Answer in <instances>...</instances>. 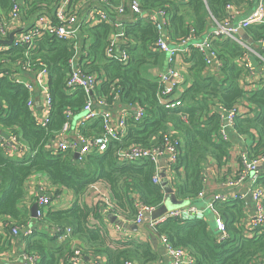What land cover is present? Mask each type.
<instances>
[{
    "label": "trees",
    "instance_id": "16d2710c",
    "mask_svg": "<svg viewBox=\"0 0 264 264\" xmlns=\"http://www.w3.org/2000/svg\"><path fill=\"white\" fill-rule=\"evenodd\" d=\"M22 3L21 20L30 21L38 13L53 12L56 0H19ZM130 0H108L103 5L113 21L124 23L120 48L129 60L121 64L109 58L106 51L110 37L118 30L107 23L90 24L84 19L88 11L100 7L99 0H73L74 7L81 4L80 54L82 69L96 75L102 82L95 91L99 101L113 108L119 100L123 105H139L145 116L136 121L127 120V135L120 141H110L107 151L88 155L82 162L75 160L72 151L53 152L52 146L65 125H75L89 101L82 89H68L71 73L70 61L76 54L73 42L44 36L27 52L25 47L9 46L0 51V132L14 136L24 147V155L18 157L0 145V255L10 248L13 229L19 233L37 222L36 230L28 236L26 254L38 256L36 264H71L75 248L81 250L83 264L100 259L104 264H154L159 250L149 241L130 239L124 242L111 240L100 227L93 225L94 219L119 218L125 224L135 223L138 212L137 200L145 206L160 208L167 200L161 183H155V165L148 160L120 162V149L134 145L151 149L162 143L165 134L171 133L181 139L177 163L171 167L174 180L171 187L181 203L197 205L199 195L205 190V169L210 161L223 168L231 157L232 148L239 144L248 151L249 157L264 154V77L255 81L259 88L248 90L249 78L257 75L247 68L245 57L250 56L256 72L264 62L249 52L242 44L231 38L213 42L221 67L213 72L207 67L204 55L192 44L190 51L182 56V73L191 84L179 96L180 105L169 107L168 98L162 94L163 87L158 76H149L151 68L162 69L164 53L156 50L158 33L155 26L139 15H131ZM248 0H142L143 12L165 11L168 30L180 43L194 31L202 39L214 20L223 22L229 18L228 5L242 8ZM125 7L120 17L118 9ZM13 0H0V19H9ZM111 17V18H112ZM246 33L254 47H248L264 57V51L256 45L264 39V24L251 25ZM2 45H0L1 47ZM164 56V57H163ZM32 64L34 71L46 65L49 74V93L52 99L50 119L45 126L39 125L27 104L30 92L25 82L33 80V73H25L23 66ZM167 63V61L165 60ZM20 78V79H19ZM177 90L175 91V93ZM236 106H247L253 110L249 116H237L230 130V142H224L219 131L223 111ZM72 118L68 119V114ZM77 124V122H76ZM84 136H104L105 129L100 120L79 128ZM250 140L246 144L239 139ZM218 179L224 182L236 178L239 171H219ZM168 174H170L168 172ZM44 175L51 189L46 193L56 202L63 194H72L71 205L59 209L54 205L42 211V218L31 214L33 201H29L28 185L37 176ZM43 176V177H44ZM105 186L112 208L96 202L90 208L85 197L95 184ZM258 184L264 189V169ZM35 197H33L34 199ZM36 200V199H35ZM30 202V203H29ZM51 202V204H53ZM244 202L218 203L216 211L227 224L229 238L220 241L214 226L207 220L186 222L168 219L159 224L158 237H166L175 248L187 251L192 264H260L264 263V232L249 238L246 235ZM104 214V216H102ZM46 227L45 229H43ZM53 228L71 229L64 241L52 233ZM81 242L76 246L75 241Z\"/></svg>",
    "mask_w": 264,
    "mask_h": 264
},
{
    "label": "built area",
    "instance_id": "2783aa9c",
    "mask_svg": "<svg viewBox=\"0 0 264 264\" xmlns=\"http://www.w3.org/2000/svg\"><path fill=\"white\" fill-rule=\"evenodd\" d=\"M101 2L100 7L92 9L87 12L84 19L87 23L92 25L99 23H109L114 26L118 32L114 33L110 37V45L106 51V54L109 58L117 61L121 64H126L129 60L128 53L120 48V41L123 37L124 23L122 20L113 21V17L110 16L107 10L103 5H106L108 0H99ZM142 0H130L128 3V9L131 15H139L148 21H150L156 28L158 33V40L156 42V50L166 55L167 61V71L162 73L158 77L159 84L163 87L162 94L165 96L170 95L168 100L165 101V104H168L169 107H175L180 105V101L173 99L175 91L186 84V78L182 73V68L179 63V60L182 56L190 51V47L187 46L192 44V47L198 49L203 55L207 67L211 68L213 72L218 71L221 67L220 62L218 61V55L213 42L220 40L221 38H231L238 43L246 47L249 52L257 56L264 62V57L254 50L248 48L243 39L239 38V29H245L251 25L264 24V1H261L257 8L250 13L245 19H243L239 25H233L232 20L233 16L229 15V12L234 9V6L228 5L226 11L229 18L223 22L213 21L215 25V30L205 39H199L195 36L194 31L192 35L187 39L183 40L180 43H177L175 39L171 36L167 26L168 19L165 11H155V12H143L141 9ZM253 2V0H248ZM73 0H56L54 4L53 12L50 14L38 13L34 17V21L31 26L26 27L20 33L14 35L13 43L10 46L16 48L25 47L27 52H30L35 47V42L41 39L44 36L55 37L60 40L73 42V45L76 49V54L70 61L71 73L67 81L68 89H82L88 96L89 101L87 102L81 118L78 119L77 125L78 128H83L86 125L100 120L103 123L105 129L104 136H84L81 135L80 131L77 132V138L75 142H70L64 135L70 131L71 125L68 122L63 131L60 133L56 142L49 146L53 152H62V151H72L73 155L78 154V159L76 161L82 162L88 155L91 154H102L107 151L110 141L120 142L126 135L128 124L127 120L130 116H134L136 121H140L145 116L144 108L139 105L136 106V111L134 113L123 112L118 115H113L109 110L108 106L103 102L99 101L95 96V91L98 89L101 84V80L94 74L85 72L82 69L81 63H79V47H80V19L78 18V11L82 8L83 5L79 4L74 7L72 4ZM22 3L19 0H13V7L9 14V19H0V39L7 41L9 35L12 31V26L21 20V11ZM118 14L120 17H123L125 14V7L122 6L118 9ZM112 17V18H111ZM259 44L262 45L264 51V39H262ZM8 45H2L0 51H5L8 49ZM78 55V56H77ZM247 62V68H253L250 56L245 57ZM81 62V60H80ZM40 68L37 71H34V67L30 62H27L23 66V71L25 73H33V80L26 82L25 85L30 92V100L27 104L28 108L32 112L36 122L45 126L51 115V106L52 99L49 93V74L46 65L40 63ZM259 88V85L253 83L250 86H247L248 90H255ZM90 93H93L94 100L92 99ZM127 106H134L127 105ZM223 111V120L221 123V128L219 131V136L224 142H230V130L233 129L235 118L237 116H249L253 114V110H250L247 106H236L230 111ZM72 118V114H68V119ZM244 136L239 137L243 139ZM0 145L6 147L12 155L21 157L24 155V147L20 145L14 136H5L0 133ZM181 145V139L175 137L173 134H165L162 138V143L158 147L147 149L139 145L130 146L127 148L120 149L118 151L117 157L120 162H137L142 160L151 161L156 167V175L154 177L155 183H161L162 177L161 172L162 168L160 163L162 160L166 162V180L171 186V182L174 180L171 173V167H173L179 157V147ZM240 158V169L238 170V176L236 178L231 177L230 179L224 181V185L232 189H237L243 184L250 185V190L248 195H222L216 194L213 199L208 203L205 209L199 210L192 207L191 202L182 203L177 207L170 209L164 216L152 220L151 216L157 210V208L145 206L139 200L136 201L135 207L137 209L138 215L135 221V225L141 226L144 224L145 220L149 219V227L152 231H156V228L159 224L166 222L168 219H180L186 222L193 221H203L207 220L205 216L206 209L210 210L214 214V227L217 232L219 240L226 241L229 238V233L227 232L226 221L220 214L216 211V204L218 203H233L237 200H243L247 197H250L254 203V213L249 215L245 213V224L246 235L249 238H253L256 235H259L261 232H264V189L258 184L259 179L262 175V169H264V154L258 155L256 157H249L248 151H241L239 154ZM168 172L170 174H168ZM236 172V171H234ZM99 195L95 199L96 202H101L105 204L109 209L111 206V199L108 191H105L101 195L102 190L100 186L94 185L91 187ZM38 196L36 204L39 207L37 212L38 219L42 218L45 214L42 210L47 206L52 205L51 197L46 193ZM206 197L205 190L200 193L199 199H204ZM53 203V202H52ZM118 219V218H117ZM122 220V219H120ZM2 228V229H1ZM121 226L115 225L117 231L121 230ZM2 232L5 231L4 224L0 225ZM35 230L31 227L24 230L27 236L33 234ZM52 233L59 236L60 241L68 239L71 235V229L67 228L66 230L61 228H53ZM19 234L18 229H13L10 235V238H14ZM11 238V239H12ZM161 241L164 243L167 253L171 258L170 264H192L193 259L187 251H184L181 248L172 247L167 238L162 236ZM7 254L5 252L0 255V259L6 258ZM38 256L34 254H26L25 252L21 256L22 264H36ZM83 255L81 250L75 248L74 255L70 260L71 264H83ZM88 264H104L102 260L93 259ZM126 264H132L128 262ZM264 264V263H260Z\"/></svg>",
    "mask_w": 264,
    "mask_h": 264
},
{
    "label": "crops",
    "instance_id": "0c3cea01",
    "mask_svg": "<svg viewBox=\"0 0 264 264\" xmlns=\"http://www.w3.org/2000/svg\"><path fill=\"white\" fill-rule=\"evenodd\" d=\"M261 1H264V0H253V2H251L249 5L242 7V8H235L234 7V9L229 12V15L234 17V19L232 20L233 25H236V26L239 25L243 19H245L250 13H252L257 8L258 4ZM1 19H4L3 16L1 17ZM34 20L35 19L33 17L30 21H23V20L18 21L17 23H15L12 26L11 33H14V34L20 33L26 27L31 26L32 22H35ZM214 28H215V25L213 22H211L209 31L204 34L202 39L207 38L215 30ZM239 38L241 39L240 36H239ZM244 42L248 47H251V48L254 47L253 44H249L246 41H244ZM256 46L258 48L260 47L263 50V47L261 44L258 43ZM166 58L167 57L165 56L163 68L162 69L151 68L148 72L149 76H155V77L158 76L159 77L160 74L165 73L167 71L168 66H167V63L165 62ZM181 59L179 60V63L182 66L183 64H182ZM79 63H80V60H79ZM181 68L183 70V67H181ZM258 69H260V70H258L256 72V70L254 68H252V71H254V73L257 75H255V76H253V78H249L247 80L249 84L252 85L253 83H255V81H258L261 77H264V67L261 66V68H258ZM21 80L25 83L30 82V81H27L25 79H21ZM190 84H191L190 82H186V84H183L179 88V90L175 93L173 99H177L179 96H181V94L188 88V86ZM108 110L113 115H118V114H121L125 111L130 112V113H134L136 111V106L135 105L134 106L123 105L118 100L116 102V104L114 105V107L108 108ZM78 117L76 118V121L78 120ZM76 121L74 123L75 125L71 127L70 131H68L64 135V137L67 138L70 142L76 141V138L78 135L77 132H79V128H78V125L76 124ZM240 140L243 141L245 144H246V141H247V144H250V140H245L244 138L240 139ZM243 146H244V144H242V145L237 144L232 148L230 160L228 161L227 165L223 168L219 167L213 161L209 162V165L205 169V171H206V173H205L206 197L204 199H200V202L197 205L192 206L193 208L199 209V210L205 209V207H207L208 203L213 199L214 195H216V194L248 195V191L250 190V188H249L250 185L243 184L241 187L234 190L230 187L225 186L223 184L224 182H220L218 179V175L220 173L219 171H238L240 169L239 154L241 151H243V152L246 151V148ZM95 185H98L101 187L102 190L107 191L104 185L99 184V183H97ZM28 189H29V191H28L29 198H31L29 201H33V204H35L38 196H40L42 194V191L44 192L43 194H46V190L51 189V187L48 184V180L45 177H43L42 175H39L33 181H31L29 183ZM92 192H94V190L91 188L90 193L88 194V196L85 197V203L90 208H92L95 205V202H93L92 200L89 199V198H92L93 195H96V191H95V193H92ZM33 197H35V198L33 199ZM170 198H171V194L170 195L167 194V200H169ZM175 199L177 201L176 194H175ZM72 201H73V195L70 193H68V194L65 193L59 199H57L55 203L53 202L52 205H54L55 207H57L59 209L60 208L64 209V208L69 207L71 205ZM242 208H243V214L244 215H245V213H247L249 215H252L254 213V203L250 197H247L245 199L244 206ZM102 216H104V214ZM112 219L113 218H106L105 216L101 220L94 219L93 225L100 227L103 232H104V230H106L107 233H105V234H107L108 237L115 242H120V241L124 242V241H128L130 239H139L142 241H149L154 246V240L152 238L153 234L148 235V234H143V233H135V232L127 230L123 227L121 228V230L117 231L115 229L116 222L117 221L123 222V221H120V219L118 218L117 220L115 219L116 222H113ZM206 219H207V217H206ZM145 224H147L146 220H145L143 225H145ZM128 225H134V223L128 224ZM36 226H37V222H35V224H31L30 227L32 229L36 230ZM45 228L46 227H44L43 229H45ZM27 237L28 236L25 234V232L21 231L16 237L12 238L9 242L10 248H8V250L5 252V254H7V256H6V258L0 259V264H22L21 256L25 252L26 247H27V241H26ZM156 237H157V235H156ZM157 238H158V243H157V247L155 249L159 250V258L154 264H170L171 258L167 253V249H166L164 243L161 241V238L160 237H157ZM74 243L76 246L81 245V242L78 240H76Z\"/></svg>",
    "mask_w": 264,
    "mask_h": 264
},
{
    "label": "water",
    "instance_id": "95a60500",
    "mask_svg": "<svg viewBox=\"0 0 264 264\" xmlns=\"http://www.w3.org/2000/svg\"><path fill=\"white\" fill-rule=\"evenodd\" d=\"M234 25L231 26V28H233ZM238 33H239V36L244 40L246 41L247 43L249 44H253V41L252 39H250L246 33V30L245 29H239L238 30ZM14 33H11L9 35V39L7 41H4V40H1L0 39V45H12L13 43V39H14ZM92 99L94 100V95L93 93H90ZM81 116L78 117V119H80ZM74 158L75 160L78 159V154H75L74 155ZM160 167L162 168V172H161V177H162V182H161V185L164 187L165 189V192L166 194L170 195L171 194V198L169 200H167L160 208H158L154 213L153 215L151 216V219L152 220H156L162 216H164L170 209L174 208V207H177L179 205H182L181 202H179L178 200L176 201L175 199V191L173 190V188L169 185L168 181L166 180V162L165 160H162L161 163H160ZM39 211V207L38 205L35 203L33 204V206L31 207V214H32V217L37 219L38 216H37V212ZM115 219L117 220L116 217H114L112 219L113 222H116ZM117 225L127 229V230H130L132 232H135V233H143V234H153V240H154V246L155 248L157 247V243H158V236L156 237V235L153 233V231L150 229L149 227V219L147 220V224L145 225H141V226H137V225H127L125 224L124 222H119L117 221L116 222Z\"/></svg>",
    "mask_w": 264,
    "mask_h": 264
},
{
    "label": "rangeland",
    "instance_id": "374dc122",
    "mask_svg": "<svg viewBox=\"0 0 264 264\" xmlns=\"http://www.w3.org/2000/svg\"><path fill=\"white\" fill-rule=\"evenodd\" d=\"M44 176V175H43ZM45 177V176H44ZM46 178V177H45ZM105 191H102V193H100L101 195H104L103 193H104ZM92 193H95V191L94 192H92ZM99 195V193H96V195H93V197L92 198H89L90 200H92L93 202H95V199H96V197ZM206 208V207H205ZM205 216L207 217V219H208V221L210 222V224L212 225V226H214V221H213V218H214V214L210 211V210H208V209H206V213H205Z\"/></svg>",
    "mask_w": 264,
    "mask_h": 264
}]
</instances>
